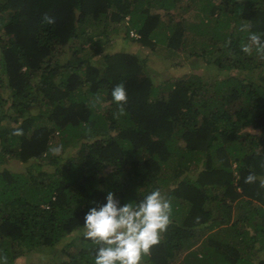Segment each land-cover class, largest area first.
Returning a JSON list of instances; mask_svg holds the SVG:
<instances>
[{
	"label": "trees",
	"instance_id": "trees-1",
	"mask_svg": "<svg viewBox=\"0 0 264 264\" xmlns=\"http://www.w3.org/2000/svg\"><path fill=\"white\" fill-rule=\"evenodd\" d=\"M180 1L0 0V264L39 250L95 264L100 245L82 234L89 210L108 192L135 206L156 189L171 222L141 264H264V188L245 183L264 177V55L242 51L250 33L264 40V0H190L199 21H164ZM111 24L125 26L126 51L106 53ZM131 42L188 47L221 79L155 87ZM120 83L123 115L111 95ZM15 160L25 173L2 167Z\"/></svg>",
	"mask_w": 264,
	"mask_h": 264
},
{
	"label": "clouds",
	"instance_id": "clouds-1",
	"mask_svg": "<svg viewBox=\"0 0 264 264\" xmlns=\"http://www.w3.org/2000/svg\"><path fill=\"white\" fill-rule=\"evenodd\" d=\"M45 20L54 22L48 16ZM248 41L242 46V51L251 54L255 48L258 54L264 55V40L260 34L250 33ZM111 95L118 105L117 114L123 115V105L127 103L124 84H117ZM21 134L16 132V135ZM261 166L264 167V164ZM257 180L264 188V177H257L255 173H249L245 183L252 184ZM170 222L171 204L159 189L153 190L135 206L133 203L121 205L114 193L108 192L106 203L91 208L85 215L82 234L93 244L100 245L95 264H141L143 256L149 255L151 249L160 243L161 234ZM3 264H7V257H3Z\"/></svg>",
	"mask_w": 264,
	"mask_h": 264
},
{
	"label": "rangeland",
	"instance_id": "rangeland-1",
	"mask_svg": "<svg viewBox=\"0 0 264 264\" xmlns=\"http://www.w3.org/2000/svg\"><path fill=\"white\" fill-rule=\"evenodd\" d=\"M201 4L198 2H193L190 0H181L179 4L176 6L175 10L172 11H164L162 12L163 20L164 21H169V14L174 17V22H197L199 21L200 15L202 14L201 11ZM161 13V12H160ZM8 19V18H7ZM111 28V31L109 33H114L115 36H117V40H112V41H107L105 49L106 53H114V52H119V51H126V45L128 40L123 38V34L121 32H125L126 28L123 25H113ZM128 25V24H126ZM5 25L2 24L0 25V35H4L3 27ZM94 34H99L102 32V30L99 28V24H92L90 30ZM135 32V31H133ZM108 33V34H109ZM136 33V32H135ZM121 35V36H120ZM132 38V36H131ZM8 37H6V40ZM103 39H106V37H103ZM84 39L82 38V41ZM82 41H77L74 46L75 49L80 48L81 42ZM131 41V40H129ZM193 44V43H191ZM156 52H151L149 48H144L141 44H137L135 42L130 43L129 51H138L140 57H147L148 59V66H149V74L150 77L153 81L154 86H161L165 81H170V80H176L179 78H182L183 80L187 78L188 76L194 75V74H199V75H204L207 80H209L211 83H213L216 78L218 77L220 80L221 77L218 74H215L216 71L210 70L209 65L206 64L205 59H200L196 60L195 57L190 55V52L188 47L187 50L185 51L184 48H180V52L178 51H172L168 48H166L163 44H159L157 47ZM171 51V52H170ZM93 55V51L88 47L83 53L82 56L84 57H90ZM150 55V56H149ZM198 61V62H197ZM95 62V60H92V63ZM103 66V62H102ZM225 72V71H223ZM104 106L109 105L106 102L103 104ZM244 132H250V133H255L254 130L246 129ZM243 132V133H244ZM70 155L78 158L77 156V151L70 152ZM64 156L63 151L58 148V144H56V150L53 153L52 157H58L61 159V157ZM62 163V162H61ZM29 164H23L20 161H11L2 166L3 168L12 171L13 173H25ZM167 172L165 174L166 176H171L173 173L172 171H164ZM164 175V173H163ZM161 186V185H160ZM164 187V186H161ZM160 188V187H159ZM161 192H166L165 189H162ZM163 232L162 234H164ZM58 254L59 256H62L63 251H56L53 252L52 254ZM52 255L50 253L39 250V251H33L31 253H28L22 257L23 260L18 259V264H32V263H51V264H56L57 263V257L55 256L54 260L52 261L51 258ZM66 254L62 258H66ZM61 258V259H62ZM61 260L59 261V263Z\"/></svg>",
	"mask_w": 264,
	"mask_h": 264
},
{
	"label": "built area",
	"instance_id": "built-area-1",
	"mask_svg": "<svg viewBox=\"0 0 264 264\" xmlns=\"http://www.w3.org/2000/svg\"><path fill=\"white\" fill-rule=\"evenodd\" d=\"M131 36L132 37H135V38H139L138 35H137V33L133 32V31L131 32Z\"/></svg>",
	"mask_w": 264,
	"mask_h": 264
}]
</instances>
